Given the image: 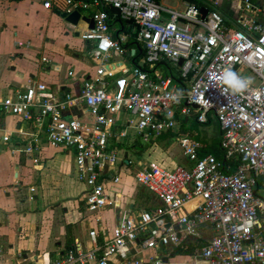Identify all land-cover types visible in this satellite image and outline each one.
<instances>
[{"label":"built area","instance_id":"2783aa9c","mask_svg":"<svg viewBox=\"0 0 264 264\" xmlns=\"http://www.w3.org/2000/svg\"><path fill=\"white\" fill-rule=\"evenodd\" d=\"M231 1L240 13L230 24L216 9L202 19L193 4L175 11L156 0L65 1L66 14L95 9L93 28L82 36L95 42L90 51L95 75L81 81L77 94L61 98L46 83L30 79L0 96V114L16 116L33 128L21 150L33 164L41 139L51 147L73 150L76 178L86 187V209L94 213L113 207L118 195L112 199L106 178L115 172L111 182H119L115 169L119 156L110 141L125 136L115 133L114 117L119 113L131 117V128L148 143L175 128L180 106V115L193 113L198 124L209 118L217 122L223 158L201 157L199 143L180 138L187 165L168 170L151 163L134 175L137 184L155 195L159 207L124 215L103 245L90 231L91 249L78 246L43 264H109L111 259L119 264H164L161 258L134 259L132 250L180 247L202 227L211 231L194 250V258L203 264H264V197L259 194L264 189V23L257 19L261 10L251 0ZM43 7L50 9L51 2L44 1ZM103 7L115 10L124 24L125 34L116 41L110 33V14ZM129 39L143 51V63L121 65L118 74L109 63L111 53L123 55L121 45ZM41 62L48 63L46 58ZM159 64L178 67L189 89L178 87L171 73L158 72ZM227 69L241 77L248 69L258 84L250 83L241 93H225L221 77ZM67 76L74 80L73 71ZM80 105L89 112L91 123L64 117ZM10 139L3 135L1 142ZM191 201L197 204L188 212L186 204Z\"/></svg>","mask_w":264,"mask_h":264},{"label":"crops","instance_id":"0c3cea01","mask_svg":"<svg viewBox=\"0 0 264 264\" xmlns=\"http://www.w3.org/2000/svg\"><path fill=\"white\" fill-rule=\"evenodd\" d=\"M44 1L47 0H0L2 97L24 86L30 79L46 83L61 98L65 93L77 94L81 81L95 75L97 66L90 56L95 42L82 39L89 30V24L80 18L77 24L72 25L62 18L66 0H49L50 9L43 7ZM177 1H181L179 3L184 7L193 4L188 0ZM196 1L203 4L200 9H205L207 13L216 9L228 24L237 19L240 13L238 5L231 0ZM251 1L261 10L257 19L264 23V0ZM158 4L178 11L163 5L162 0ZM94 10L90 7L75 11L81 17L91 18ZM112 28H115L114 32H111ZM110 33L113 41L125 34L119 19L110 23ZM123 49V55L112 51L109 61L118 74L121 65L143 63V51L134 43ZM42 58H46L48 63L41 62ZM68 71H73L74 80L67 76ZM157 71L160 72V68ZM181 107L176 110L175 128L148 143L140 141L136 131L131 128V117L125 113L114 117L115 133H125V136L110 141L119 156L115 168L119 182L113 184L111 179L116 173H109L106 189L112 199L115 194L118 196L114 199L116 204L113 207L94 213L85 206L86 187L76 178L74 151L51 147L41 139L38 152L33 156L37 163L33 164L30 156L21 152L33 128L16 116L0 114V264H43L60 258L78 246L82 250H89L92 248L90 231L97 233V241L103 245L112 237L124 215L150 212L159 207L155 195L137 184L134 175L151 163L168 170L187 165L181 155L179 139L188 137L195 141L193 137L198 133L180 115ZM64 117L92 122L89 112L82 105L71 108L64 113ZM3 135H10V141L2 143ZM174 135L178 136L179 150L172 141ZM196 204V201L187 203V211H192ZM197 235L189 237L180 247H163L155 251L132 250V256L144 260L149 257L161 258L164 264H203L194 258V250L198 244L210 238L211 231L202 227ZM109 264H119V261L111 259Z\"/></svg>","mask_w":264,"mask_h":264},{"label":"rangeland","instance_id":"374dc122","mask_svg":"<svg viewBox=\"0 0 264 264\" xmlns=\"http://www.w3.org/2000/svg\"><path fill=\"white\" fill-rule=\"evenodd\" d=\"M179 2H181V1H177V0H162V4L163 5H168V6L174 7L178 11H184V9H185L184 5L182 3H179ZM114 29L115 28H112L111 32H114ZM87 59L91 63V65L93 66L94 64L91 62L90 58L87 57ZM160 72H162V74H164V75H168L169 73H171V75L176 77L178 75V73H179V68L178 67H174L172 65H168L167 67L162 66V67H160ZM243 78L250 79L251 80V84H253V85H257L258 84V79L248 69H244ZM174 83H176V82L174 81ZM185 119L187 120V122L189 124H192V126L195 127V131L198 133L199 137L204 142L207 143L209 148H211L213 146L212 143H213L214 140H216V141L220 140L219 137H218V134H217V126H216V122H215L214 119H212L211 124H209V125H199V124L195 125V123H196L195 122V115L193 113H191L189 116L185 117ZM178 129H179V127H178ZM178 129L176 128V130H178ZM179 134H181V131L179 132ZM177 137H178L177 135H174L173 138H172V141L176 145L175 148L176 149L178 148V150H179V147L177 145L178 141H176ZM140 141H141V139H140ZM259 194L262 197H264V189L259 191Z\"/></svg>","mask_w":264,"mask_h":264},{"label":"trees","instance_id":"16d2710c","mask_svg":"<svg viewBox=\"0 0 264 264\" xmlns=\"http://www.w3.org/2000/svg\"><path fill=\"white\" fill-rule=\"evenodd\" d=\"M157 2L159 0H156ZM190 3H193L196 7L200 8L201 6H203V4H200L199 1H196V0H188ZM105 11H107L109 14H110V17H111V21L112 22H115L117 19H118V14L115 10L111 9L110 7H103ZM120 21V20H119ZM121 22V21H120ZM122 23V22H121ZM122 25H124L122 23ZM131 43H133V41L131 39L127 40V42L124 44V45H121L122 48H125V47H129L131 45ZM132 59V58H131ZM167 67L168 65H165V64H159L157 65V68H160V67ZM173 77V80L177 83V85L181 88V89H186V85L188 84V82H186L185 80H183L180 76H179V73L176 77ZM211 121L212 119L209 118V122L208 123H205V124H201V125H209L211 124ZM196 122V121H195ZM216 122V121H215ZM198 124V123H196ZM195 124V125H196ZM216 126H217V134H218V137L219 139L221 138V133H220V129H219V126L216 122ZM193 139L195 140V142H198V143H201L202 144V147L200 148L199 150V155L201 157L207 155V154H211L213 155L217 160L221 161L222 158H223V153L221 152V150L219 149V141H216L214 140L213 143H212V147L209 148L207 143L204 142L200 137L199 135L197 134V136H194Z\"/></svg>","mask_w":264,"mask_h":264},{"label":"clouds","instance_id":"9594fccd","mask_svg":"<svg viewBox=\"0 0 264 264\" xmlns=\"http://www.w3.org/2000/svg\"><path fill=\"white\" fill-rule=\"evenodd\" d=\"M221 82L225 86V93L231 92L235 94L245 91L249 87L251 80L239 76L231 69H227L221 77Z\"/></svg>","mask_w":264,"mask_h":264},{"label":"water","instance_id":"95a60500","mask_svg":"<svg viewBox=\"0 0 264 264\" xmlns=\"http://www.w3.org/2000/svg\"><path fill=\"white\" fill-rule=\"evenodd\" d=\"M200 13L202 15V19L205 18L206 14H207V11L205 9H200ZM62 18L65 19L66 22L72 24V25H75L77 24L78 20L80 18H82V20L86 21L88 24H89V29H92L93 28V20L92 18H84V17H81L80 13H78L77 11H74L70 14H66L64 13L62 15ZM182 61L179 62V65H181ZM192 108H197L195 105H190ZM133 253V251H132Z\"/></svg>","mask_w":264,"mask_h":264}]
</instances>
